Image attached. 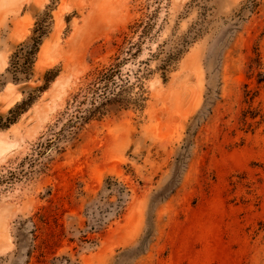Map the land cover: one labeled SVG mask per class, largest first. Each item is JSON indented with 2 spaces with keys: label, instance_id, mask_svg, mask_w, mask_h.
Wrapping results in <instances>:
<instances>
[{
  "label": "rangeland",
  "instance_id": "1",
  "mask_svg": "<svg viewBox=\"0 0 264 264\" xmlns=\"http://www.w3.org/2000/svg\"><path fill=\"white\" fill-rule=\"evenodd\" d=\"M6 2L0 0V124L17 104L35 100L0 129V264H264V123L244 117L251 107L264 115V88L249 79L251 60L257 52L264 57V0ZM37 22L47 35L30 79L15 82L12 57ZM139 41V56L126 55L129 42ZM186 41L164 78L162 61ZM117 56L129 59L123 74L132 81L143 76L145 108L42 147L57 140L87 74ZM49 70L55 79L37 91ZM185 153L179 187L151 210ZM109 177L131 191L125 212L110 214L82 243L81 231L96 220L87 209L100 202ZM44 207L48 225L31 253L32 226L27 222L21 237L19 228Z\"/></svg>",
  "mask_w": 264,
  "mask_h": 264
},
{
  "label": "trees",
  "instance_id": "2",
  "mask_svg": "<svg viewBox=\"0 0 264 264\" xmlns=\"http://www.w3.org/2000/svg\"><path fill=\"white\" fill-rule=\"evenodd\" d=\"M257 7L258 4H253L250 8L256 10ZM143 26L144 23L137 25L138 28ZM46 35L47 29L45 28V25L37 22L33 35L19 46V50L12 57V64L9 68V72L13 75V81L19 82L23 79H30L33 66ZM187 43V41L183 43L181 45L182 48L177 47L174 53H169L162 61L160 69L163 71L164 78H166L167 73L184 51ZM141 44V41L129 42L130 47L126 52V55L137 58L141 52ZM135 49H137V51L136 53H133ZM263 58L264 57L257 52L256 57L251 60L249 66V79H252L255 76L259 88H264ZM128 61L129 59L121 61V57L117 56L114 59V62L110 65L97 67L90 71L85 78L84 84L77 93L72 95L68 102L67 110L71 112L68 119L62 124L59 131L56 133L57 140L52 143L43 144L42 147H46V150H48L47 148L52 147L48 144H55L56 146L64 141H75L78 139L81 131L94 121L101 122L106 117L119 115L131 109L136 111L143 110L146 102V98L143 97V76L136 74V81H132L131 74H123V68L127 65ZM55 77L56 75H53L52 70L47 71L45 74V84L37 91H46ZM247 97L250 101L253 100L255 97L253 90H247ZM34 100L35 98L24 100L12 108L7 116L6 123L0 124V129L7 128L16 123L20 115L28 110ZM244 117L245 121L249 118L258 125L264 123V115L261 114L259 109L251 107L249 111L245 112ZM250 126H252V124H250ZM186 157V153L180 154L170 182L162 191L153 196L151 210L157 203L165 201L176 192L181 182L183 167H185L186 164ZM130 194L131 191L126 185L120 183L115 177H109L105 181L103 190L99 193L100 202L87 209V213L92 211L89 215H95V223L93 225H87L89 226V230L81 231L82 235L79 238V241L82 243L91 241L92 239L89 234L93 235L98 233V231L107 224V218H109L110 214H113L117 218L122 217L126 209L127 198ZM113 197H116V201H111ZM46 210L47 208L45 207L40 209L19 228L18 237H21V232L24 229L25 224L29 222L32 226L30 232L33 236L30 245L31 253L37 249L36 242L40 236V230L43 226L45 227V225H48ZM61 232H63V230ZM150 233L151 230L147 232L143 239L141 246L138 249L140 252L145 250L147 243L149 242ZM52 237H56V235L52 233ZM47 242L48 241H45L43 244L46 245ZM70 242L73 243L74 239L71 238ZM66 262L67 263L65 264H71V261L67 258Z\"/></svg>",
  "mask_w": 264,
  "mask_h": 264
},
{
  "label": "bare ground",
  "instance_id": "3",
  "mask_svg": "<svg viewBox=\"0 0 264 264\" xmlns=\"http://www.w3.org/2000/svg\"><path fill=\"white\" fill-rule=\"evenodd\" d=\"M13 0H7V4L12 3ZM6 150V142L3 140V138L0 136V152ZM1 154V153H0Z\"/></svg>",
  "mask_w": 264,
  "mask_h": 264
}]
</instances>
